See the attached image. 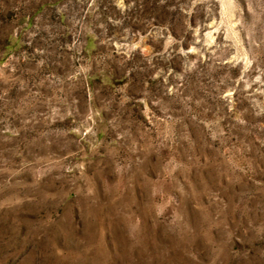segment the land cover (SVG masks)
Wrapping results in <instances>:
<instances>
[{"label": "rangeland", "instance_id": "1", "mask_svg": "<svg viewBox=\"0 0 264 264\" xmlns=\"http://www.w3.org/2000/svg\"><path fill=\"white\" fill-rule=\"evenodd\" d=\"M0 264H264V0H0Z\"/></svg>", "mask_w": 264, "mask_h": 264}]
</instances>
